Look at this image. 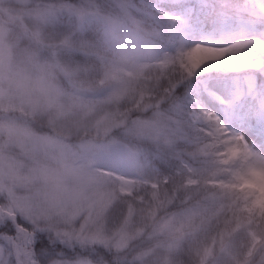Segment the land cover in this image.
<instances>
[{
  "label": "snow or ice",
  "instance_id": "obj_1",
  "mask_svg": "<svg viewBox=\"0 0 264 264\" xmlns=\"http://www.w3.org/2000/svg\"><path fill=\"white\" fill-rule=\"evenodd\" d=\"M24 9L0 22V264H264V145L234 130L264 140V0Z\"/></svg>",
  "mask_w": 264,
  "mask_h": 264
},
{
  "label": "rangeland",
  "instance_id": "obj_2",
  "mask_svg": "<svg viewBox=\"0 0 264 264\" xmlns=\"http://www.w3.org/2000/svg\"><path fill=\"white\" fill-rule=\"evenodd\" d=\"M26 0H0V22L9 23L15 21L25 15L24 5ZM250 8L258 7L260 0H247ZM205 33L203 31L193 32L191 28L182 29L178 38L183 39L186 44H192L196 40L200 39ZM220 99L213 101L220 108V115L222 119H227L234 108L233 96L228 92L217 93ZM259 124H236L234 130L241 132L242 134L247 133V137L251 136L250 143L256 148L257 151L261 150L264 145V140H261V132L258 130Z\"/></svg>",
  "mask_w": 264,
  "mask_h": 264
},
{
  "label": "bare ground",
  "instance_id": "obj_3",
  "mask_svg": "<svg viewBox=\"0 0 264 264\" xmlns=\"http://www.w3.org/2000/svg\"><path fill=\"white\" fill-rule=\"evenodd\" d=\"M245 138H246V139H249V137H247V136H245ZM250 140H251V139H249V143H250Z\"/></svg>",
  "mask_w": 264,
  "mask_h": 264
},
{
  "label": "trees",
  "instance_id": "obj_4",
  "mask_svg": "<svg viewBox=\"0 0 264 264\" xmlns=\"http://www.w3.org/2000/svg\"><path fill=\"white\" fill-rule=\"evenodd\" d=\"M227 119L230 120V115L227 116Z\"/></svg>",
  "mask_w": 264,
  "mask_h": 264
},
{
  "label": "clouds",
  "instance_id": "obj_5",
  "mask_svg": "<svg viewBox=\"0 0 264 264\" xmlns=\"http://www.w3.org/2000/svg\"><path fill=\"white\" fill-rule=\"evenodd\" d=\"M197 56L200 55L199 53L196 54Z\"/></svg>",
  "mask_w": 264,
  "mask_h": 264
}]
</instances>
